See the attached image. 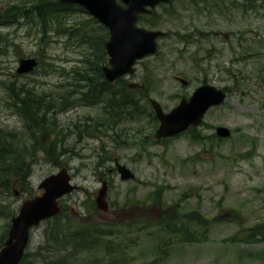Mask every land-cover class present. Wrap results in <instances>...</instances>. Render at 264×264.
<instances>
[{"label":"rangeland","instance_id":"374dc122","mask_svg":"<svg viewBox=\"0 0 264 264\" xmlns=\"http://www.w3.org/2000/svg\"><path fill=\"white\" fill-rule=\"evenodd\" d=\"M31 1L0 0V147L17 150L24 165L14 167L25 177L15 178L10 189L2 186L9 168L3 153L0 250L22 202L43 191L45 177L67 168L78 188L60 199L61 217L31 230L23 264H264L263 236L246 241L257 226L264 230V0L249 4L261 5L257 12L244 9L246 0H174L139 22L167 35L122 84L150 83L147 97L165 111L200 85L226 89L223 104L196 126L201 141L192 138L191 128L157 140L158 122L144 100L139 109L146 113L133 119H119L117 104L87 100L92 46L107 35L78 10L44 32L36 18L14 12ZM30 57L38 66L18 73L20 59ZM27 94L39 96L41 123L23 113ZM218 126L232 134L219 138ZM116 160L136 179L122 180ZM103 179L109 186L107 212L95 202ZM183 214L191 223L186 236L164 230ZM56 225L63 230L53 235ZM84 225L98 227L100 238L77 246L72 233ZM193 236L198 241L191 242Z\"/></svg>","mask_w":264,"mask_h":264},{"label":"water","instance_id":"95a60500","mask_svg":"<svg viewBox=\"0 0 264 264\" xmlns=\"http://www.w3.org/2000/svg\"><path fill=\"white\" fill-rule=\"evenodd\" d=\"M63 3L77 4L85 8L92 16L109 29V38L105 42L108 63L103 66L105 79L112 83L126 75L134 73L135 64L149 55L158 52L157 39L166 35L162 30L146 29L137 25L140 13H149L150 9L161 2L170 0H59ZM37 65L35 58H22L18 73H29ZM183 85L188 84L184 77H176ZM137 83H127L128 88H137ZM227 98L224 89L211 84L198 86L189 97H182L171 110L165 111L161 103L150 97L149 102L159 120L155 131L156 139L179 134L190 125L198 126L212 107L221 105ZM219 137H229L231 130L218 126ZM117 161V170L122 180H134L136 175L124 164ZM67 168L45 177L39 184L40 194L25 199L12 217L8 237L0 250V264H20L30 242L31 230L42 221L53 218L61 211L59 200L78 188L72 184ZM108 184L102 182L95 197L96 206L103 212L109 209Z\"/></svg>","mask_w":264,"mask_h":264},{"label":"trees","instance_id":"16d2710c","mask_svg":"<svg viewBox=\"0 0 264 264\" xmlns=\"http://www.w3.org/2000/svg\"><path fill=\"white\" fill-rule=\"evenodd\" d=\"M12 6V5H10ZM15 10L14 12L18 15L21 12V16L26 19H31L32 21L36 18L40 24L43 27V31L46 29V26L53 24L55 21L58 19H63L64 16L67 14H72L74 13L75 10H78L80 12L83 11V9L80 6L77 5H71V4H64L60 3L58 0H33L31 1L28 5L25 3L14 6L13 7ZM264 9V7H263ZM12 10H8V15H6V18H8L11 14ZM14 15V14H13ZM264 16V14H263ZM142 18V17H141ZM140 18V19H141ZM3 19V18H2ZM142 19H146L144 16ZM9 20V18H8ZM89 21L94 22L93 18H90ZM97 23V22H96ZM150 25L154 24L149 22ZM99 27L102 29V32L107 35V30L104 26L99 25ZM45 32V31H44ZM98 39V38H97ZM105 37L103 36L102 40H97L96 42L93 43V59L89 60L93 66L92 69L94 71V76L93 75H87V86L89 89L83 93V95L87 98V100H90L91 103L94 102H104L105 105H114L117 104L118 109H115V111H121L123 114H121L120 118H135L138 115H143L146 113V110L144 112L140 111L139 105L140 103L144 100L145 103L149 106L150 103L148 99H143V97L149 96V92L151 91V84L150 83H145L146 88L141 89V90H130L125 86V83L122 84L121 79L118 80L116 83H109L104 80L103 72H102V66L107 62V54L105 51L104 43H105ZM103 62V64H102ZM154 75V72L152 71V74L150 76H147L149 79ZM120 84V85H119ZM119 85V86H118ZM117 88V89H116ZM226 90V89H224ZM31 91L32 89H27L26 92ZM35 94V93H33ZM16 95V94H14ZM148 98V97H147ZM38 95L31 96L29 94L25 95V97H22V103H23V113L29 120H38L40 123L42 121V116L38 117L36 112L40 111V108L38 106ZM142 105V104H141ZM123 106V108H122ZM106 107V106H105ZM151 107V106H150ZM22 109V108H21ZM106 109V108H105ZM152 109V108H151ZM118 113V112H117ZM120 113V112H119ZM149 114L153 117V120L155 121V126L158 121H156V116L154 113V110L152 109L149 111ZM109 118V117H108ZM40 126V125H39ZM154 127V126H153ZM192 131V138L194 140L201 141V134L199 132V129L197 127H190ZM5 134V133H4ZM5 136H8L5 134ZM215 136V135H213ZM39 144V145H38ZM36 146L37 148H40V141ZM55 145V142L53 143ZM45 147V146H41ZM7 151L2 150V147H0V161L4 158V154L6 153V156L8 159V170L6 171V177H4L1 182H3L2 186L6 189H10V186L13 184V180L17 177L20 178V180H24V173L19 171V169H16L14 167V163L17 165H20L22 167L23 160L18 158L17 150H13L11 152V149L7 147ZM50 153V152H49ZM23 175V176H22ZM32 196V195H31ZM63 213V207H62V212H60L58 215L55 216L56 220L58 217H61V214ZM192 216V214H190ZM187 215L183 214L182 218H175V225L170 226L169 223L165 224L164 230L167 232H171L172 234H179L182 233L183 235L186 236V233L190 232L191 229V223L190 221H186L185 218ZM61 224V223H60ZM58 224V226L60 225ZM56 226H53L50 231L51 233L54 234H61L63 228L60 226L58 230L56 229ZM194 227L192 228V230ZM191 230V231H192ZM99 228L94 227L93 225H84L82 228H78L73 230L72 233V241L77 244V246H84V245H91L94 243L95 240L100 238L99 234ZM101 233V232H100ZM109 236H113L114 233L112 230H109L108 232ZM102 237H103V233ZM258 235H262L264 238V230H262V227L257 226L253 232L250 234V236L246 239V241H254L255 237H258ZM193 240L191 242H196L198 241L197 236H193ZM3 242L0 244L2 245ZM114 243L112 244V246ZM109 244H105V247H109ZM159 249H162V246H159ZM117 253V252H116ZM109 255H112L109 253ZM25 257V256H24ZM24 257L21 261L23 264L24 262Z\"/></svg>","mask_w":264,"mask_h":264},{"label":"flooded vegetation","instance_id":"af4514ba","mask_svg":"<svg viewBox=\"0 0 264 264\" xmlns=\"http://www.w3.org/2000/svg\"><path fill=\"white\" fill-rule=\"evenodd\" d=\"M230 1H236V0H230ZM255 1H257V0H246V2H245L242 6L244 7L245 10H252V9H253V11L257 12V11L259 10V8L261 7V5H259L258 7H254V8L249 7V4H252V5H253V3H254ZM256 3H257V2H256ZM252 5H250V6H252ZM244 9H243V10H244ZM245 10H244V11H245ZM253 11H252V12H253ZM151 13H152V12L148 13L147 15H151ZM141 17H143V16H141ZM141 19H142V18H141ZM141 84L145 86V82H142ZM145 88H146V86H145L144 88H135V89H132V90L137 91V90H141V89H145Z\"/></svg>","mask_w":264,"mask_h":264},{"label":"bare ground","instance_id":"6f19581e","mask_svg":"<svg viewBox=\"0 0 264 264\" xmlns=\"http://www.w3.org/2000/svg\"><path fill=\"white\" fill-rule=\"evenodd\" d=\"M103 66H104V65H103ZM103 66H102V68H101V69H102V72H103ZM103 76H104V73H103ZM103 78H104V80H105L106 82H108L107 79H105V76H104ZM117 81H118V80H116L115 82H112V84H113V83H116Z\"/></svg>","mask_w":264,"mask_h":264}]
</instances>
